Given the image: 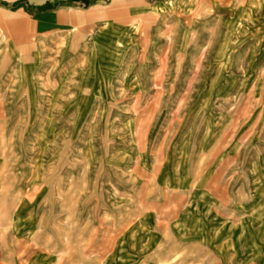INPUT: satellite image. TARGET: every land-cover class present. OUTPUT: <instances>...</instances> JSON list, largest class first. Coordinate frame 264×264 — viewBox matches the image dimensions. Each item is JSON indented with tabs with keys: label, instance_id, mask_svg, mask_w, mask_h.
<instances>
[{
	"label": "rangeland",
	"instance_id": "1",
	"mask_svg": "<svg viewBox=\"0 0 264 264\" xmlns=\"http://www.w3.org/2000/svg\"><path fill=\"white\" fill-rule=\"evenodd\" d=\"M245 9L241 28L223 13L230 22L214 33L200 22L192 31L188 16L128 15L134 31L94 35L92 54L89 36L106 26L77 20L38 34L0 10V264H28L35 250L79 264L71 220L138 215L161 166L180 155L192 182L223 176L241 204L260 185L264 200V18ZM31 221L44 234L28 244L9 223Z\"/></svg>",
	"mask_w": 264,
	"mask_h": 264
},
{
	"label": "crops",
	"instance_id": "2",
	"mask_svg": "<svg viewBox=\"0 0 264 264\" xmlns=\"http://www.w3.org/2000/svg\"><path fill=\"white\" fill-rule=\"evenodd\" d=\"M72 1L0 0V10L24 19L31 27L26 32L38 34L63 26L74 27L71 24L77 20L83 25L92 23L94 30L106 26L103 32L89 36L91 54L100 40L94 35L134 31L125 18L128 15L146 19L188 16L192 31L198 32L200 22L206 25L205 32L210 33L215 32L222 20L224 24L230 22L223 13L234 14V23L238 22L240 27L246 17V6L252 8L257 20L264 18V0H245L239 5L233 4L234 0H79L83 5L87 3L86 9ZM234 5L236 9L228 11ZM19 66V82L23 83L29 65ZM180 159L181 155L176 167L171 161L161 166V174H156L152 184L155 194L149 200L152 205L138 215L96 218L89 215L71 220L75 224V238L82 245L79 264H264V200L263 193L258 195L256 191L260 185H253L249 201L241 204L239 185L229 192V181L223 176L210 177L205 186L200 179L192 182L184 176L185 162ZM137 161L147 169L146 161ZM231 178L239 182V176L232 174ZM178 196H183L186 202L181 209ZM9 225L13 234L28 244L44 234L39 228L40 221ZM88 237L93 240L89 245L85 241ZM67 251L68 247L58 251L60 262ZM26 260L28 264H58L51 251L35 250Z\"/></svg>",
	"mask_w": 264,
	"mask_h": 264
},
{
	"label": "bare ground",
	"instance_id": "3",
	"mask_svg": "<svg viewBox=\"0 0 264 264\" xmlns=\"http://www.w3.org/2000/svg\"><path fill=\"white\" fill-rule=\"evenodd\" d=\"M117 42V41H116ZM119 43V42H118ZM118 43H116V44H118ZM119 45V44H118ZM120 46V45H119ZM24 78V77H23Z\"/></svg>",
	"mask_w": 264,
	"mask_h": 264
}]
</instances>
